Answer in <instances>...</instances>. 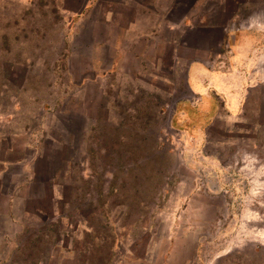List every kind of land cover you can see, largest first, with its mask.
Wrapping results in <instances>:
<instances>
[{
  "label": "rangeland",
  "instance_id": "obj_1",
  "mask_svg": "<svg viewBox=\"0 0 264 264\" xmlns=\"http://www.w3.org/2000/svg\"><path fill=\"white\" fill-rule=\"evenodd\" d=\"M237 1L241 104L197 126L190 47L127 45L112 0H0V264H264V0Z\"/></svg>",
  "mask_w": 264,
  "mask_h": 264
},
{
  "label": "crops",
  "instance_id": "obj_2",
  "mask_svg": "<svg viewBox=\"0 0 264 264\" xmlns=\"http://www.w3.org/2000/svg\"><path fill=\"white\" fill-rule=\"evenodd\" d=\"M103 2L96 0L97 4ZM239 5L237 0L233 5L230 0H112L109 20L113 24L114 15L131 14L126 44L156 46L159 54L162 47L169 46L175 67L183 61L180 48L188 46L198 55L188 60L187 70L189 88L198 102L191 104V114L183 115L199 126L214 119L218 110L227 107L235 111L241 104L240 91L227 89L224 82L230 72L247 71L252 63L241 47L245 51L254 47L258 26L254 15L238 24ZM163 32H169L170 37L164 38Z\"/></svg>",
  "mask_w": 264,
  "mask_h": 264
},
{
  "label": "bare ground",
  "instance_id": "obj_3",
  "mask_svg": "<svg viewBox=\"0 0 264 264\" xmlns=\"http://www.w3.org/2000/svg\"><path fill=\"white\" fill-rule=\"evenodd\" d=\"M249 220V219H248Z\"/></svg>",
  "mask_w": 264,
  "mask_h": 264
}]
</instances>
